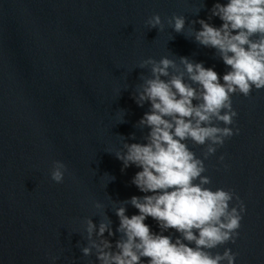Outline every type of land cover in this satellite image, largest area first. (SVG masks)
I'll use <instances>...</instances> for the list:
<instances>
[{
    "label": "water",
    "instance_id": "95a60500",
    "mask_svg": "<svg viewBox=\"0 0 264 264\" xmlns=\"http://www.w3.org/2000/svg\"><path fill=\"white\" fill-rule=\"evenodd\" d=\"M217 2L228 0H0V264H100L95 248L82 249L101 239L115 250L116 209L138 214L124 202L145 195L132 183L141 169L116 158L124 144L147 142L139 121L151 105L134 97L151 72L139 64L168 57L184 71L187 57L222 81L229 68L218 51L195 40V21L221 26ZM154 14L162 31L146 24ZM174 14L185 17L183 33L168 24ZM232 107L234 135L214 154L204 159L206 145L187 143L204 160L206 187L232 190L244 205L235 242L213 254L227 248L234 264H264V89L233 94ZM54 161L67 166L63 183L51 179ZM87 219L97 230L110 221L114 235L93 232L90 241ZM145 223L161 231L151 217Z\"/></svg>",
    "mask_w": 264,
    "mask_h": 264
},
{
    "label": "clouds",
    "instance_id": "9594fccd",
    "mask_svg": "<svg viewBox=\"0 0 264 264\" xmlns=\"http://www.w3.org/2000/svg\"><path fill=\"white\" fill-rule=\"evenodd\" d=\"M212 16L219 17L221 26L203 19L195 21L201 26L195 40L218 51L229 68L222 81L213 68L190 62L187 57H180L184 71H179L168 57L159 61L148 58L139 64L140 68L150 66L151 72L150 78L141 77L143 83L134 97L138 106L145 102L151 105L139 121V126L149 129L147 142L124 144L126 151L117 153L116 158L125 169L130 165L141 169L132 183L145 195L124 202H130L138 214L126 215L123 206L116 209V231L121 239L115 242V250L109 240L91 241L93 232L99 237L105 232L114 235L110 221L101 222L98 230L91 219L84 221L91 246L84 247L82 253L89 256L95 248L100 264H144L145 258L147 264H234L231 249L226 248L223 254H213L212 250L235 242L243 202L232 190L206 187L211 180L203 175L207 170L204 160L196 156L187 141L206 145L203 155L207 159L234 135L229 127L237 116L232 95L248 97L253 88L264 89V0L217 2ZM146 24L151 29L164 28L159 14L149 17ZM168 24L176 33H183L185 17L174 14ZM169 69L177 74H170ZM66 172L63 162L54 161L51 179L63 183ZM148 217L158 223L159 233L145 223ZM170 229L179 233L175 239L164 234Z\"/></svg>",
    "mask_w": 264,
    "mask_h": 264
}]
</instances>
